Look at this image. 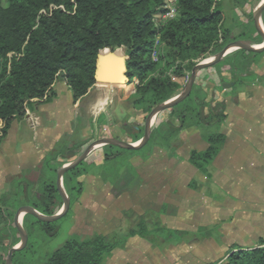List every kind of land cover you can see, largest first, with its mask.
<instances>
[{
	"label": "trees",
	"instance_id": "obj_1",
	"mask_svg": "<svg viewBox=\"0 0 264 264\" xmlns=\"http://www.w3.org/2000/svg\"><path fill=\"white\" fill-rule=\"evenodd\" d=\"M238 1H233L235 8L247 2ZM161 5L162 0H6L3 6L0 0V142L14 121H23L34 107L53 98V87L58 80L68 87L73 103L85 96L96 83L99 53L123 49L127 56V85L137 82L133 94L125 101L126 108L133 112L125 137L128 143H136L143 136L147 115L180 93V80L196 64L216 55L232 41L259 43L255 28L232 35L238 21L232 18L230 10L223 12L224 0H177V17L156 32L152 18ZM261 17L264 23V11ZM247 18L253 22L252 14ZM156 37L163 44L159 62L151 57ZM262 53L239 49L211 67L215 80L204 76L201 84L195 81L189 96L166 110L167 117L151 130L145 146L172 151L181 131L225 124L223 101L217 100L211 107L204 90L221 91L227 71L234 73L242 69L250 74L251 66L260 61L255 60L256 56ZM233 56L238 58L237 64L232 61ZM136 114L141 115V121H137ZM199 135L206 146L202 150L191 149L187 162L208 177V167L218 156L226 136L222 131ZM137 151L105 145L101 147L100 161L91 155L67 171L62 177V186L70 205L83 194V177L94 174L95 169H101L122 152ZM62 155L65 156L63 151L46 155L38 166L36 181L22 176L11 179L7 189L0 193V264H5L10 249L20 242L14 225L19 207L30 206L43 216H53L61 209L56 172L68 162ZM97 175L99 181L109 183ZM22 227L27 244L13 253L12 264H36L30 241L37 231L54 238L55 222L42 223L25 214ZM155 231L164 237L160 238L162 241L172 243V237H179L173 242H180L181 233L177 230L157 224ZM149 235L145 221L140 219L136 229H128L121 239L113 240L101 232L84 240L71 238L50 253L43 264H106L114 250L128 238L139 237L151 242ZM215 264H264V240L260 239L252 248L233 246Z\"/></svg>",
	"mask_w": 264,
	"mask_h": 264
},
{
	"label": "rangeland",
	"instance_id": "obj_2",
	"mask_svg": "<svg viewBox=\"0 0 264 264\" xmlns=\"http://www.w3.org/2000/svg\"><path fill=\"white\" fill-rule=\"evenodd\" d=\"M1 1L2 5L6 6V0ZM231 1L234 0H224L223 12L225 8L227 11L230 10ZM238 7L241 8L242 4ZM260 20L263 23L262 17ZM253 28V22L247 21L246 24L238 22L237 30L234 29L233 34H238L240 31L246 33ZM257 42L259 43L254 45H260L261 38L257 39ZM120 51L124 54L123 49ZM213 57L214 55L202 62L211 60ZM231 59L237 64V57L233 56ZM255 60L264 61V52L256 56ZM237 71L234 73L227 71V77L222 84L228 87V92L222 95V98H225L224 108L233 120L239 113L241 79L250 80L254 76L252 72L249 74L242 69ZM200 73L196 74V82ZM189 76L190 74H187L180 80L182 89ZM100 86L104 87L105 84ZM126 86L106 85L111 92L110 95L101 91L96 102L89 107L90 113L96 116L108 105L104 121L100 120L98 124L93 122L85 126H80L79 120L74 121L73 132L66 135L58 147L48 154L63 151L65 156H62L68 158L65 164H68L81 153H68L72 150L71 148L76 150L79 144L89 137L92 138L91 142L104 138L103 136H112L127 142L125 133L133 120V112L126 108L128 106L125 101L133 94L134 84ZM204 91L207 94L208 103L213 107L218 102L217 98L221 97L219 94L222 89L221 91L215 89ZM192 96H194L193 93ZM60 102H64L63 96ZM167 114V111L157 114L155 125L153 124L151 130L163 121ZM136 119L141 121V115L136 114ZM228 124L227 121L221 126L211 125L198 131L193 130L190 132L191 135L194 134L192 138L181 139L178 136L173 143L172 151L166 152L147 145L135 153L122 152L119 157L110 160L101 169H95L92 172L94 174L83 177L82 181L85 183L83 194L77 202L70 205L68 213L55 222L57 235L49 238L41 231H37L30 241L35 251L36 264H43L50 253L71 238L84 240L96 232H101L113 240L121 239L128 229H136L140 219L145 221L146 232L150 234L151 242L139 237L128 238L120 248L114 250L106 264H215L219 262L230 248L240 244L236 231L234 232L232 228L235 220L228 213L226 214L223 208V201H228L229 197L220 189H209L208 180L188 164L187 157L191 149L205 148L206 144L199 134L221 131L224 133ZM36 129L35 125L33 131L30 130L28 124L23 121L14 123L9 136L1 140L0 179L7 177V174H20V177L24 179L36 181L38 167L32 169L37 160V152H34V148L38 146L34 132ZM101 147H96L89 156L95 155L100 161ZM10 149L13 153L7 156V151ZM23 153L32 155L27 158L22 155ZM96 175L109 183H102ZM4 185L8 186V182ZM7 186L0 187V193L7 189ZM157 224L168 230L179 231L180 242L176 244L173 242L179 237H172V243L162 241L163 236L155 231Z\"/></svg>",
	"mask_w": 264,
	"mask_h": 264
},
{
	"label": "crops",
	"instance_id": "obj_3",
	"mask_svg": "<svg viewBox=\"0 0 264 264\" xmlns=\"http://www.w3.org/2000/svg\"><path fill=\"white\" fill-rule=\"evenodd\" d=\"M261 1L247 0L241 8H235L231 1L230 14L236 21L246 23L247 17L252 14ZM232 35L236 36L237 34L232 32ZM250 71L254 74L250 80L248 78L241 79L239 113L234 120L230 119L229 112L225 111V98H222V95L228 92V87L222 86V91L219 94L221 97L217 99L224 103L223 112L227 115L226 122H229V126L224 132L225 143L216 159L208 167V177L204 176L209 182V189H220L229 197L228 201L222 200L223 208L225 213L235 220L232 228L239 238L238 246L242 248L255 247L260 239L264 240V61L260 60L256 64L254 63ZM214 73L213 68H208L199 75L197 84L202 83L204 76H208L214 81ZM226 73L224 79L227 77ZM125 87L127 86L125 85ZM53 91L54 96L48 103L34 107L23 120L28 124L30 130L33 131L35 125L37 127L34 131L38 143L37 148H34V152H37V160L32 169L38 167L41 159L56 149L66 135L73 132L74 121L79 120L80 126L93 122L98 124L99 120L104 121L108 105L96 116L90 113L89 107L96 102L101 91L109 95L111 93L106 85L101 87L100 83H95L85 96L73 103L71 93L62 80L55 83ZM61 96L64 98L63 103L60 102ZM31 118L35 119L33 127L29 123ZM19 122L21 121H14L10 129L14 123ZM10 129L6 137L9 136ZM193 130L195 129L181 131L179 138H192L194 134L191 135L190 132ZM90 138H86L87 140H83L79 144L78 147H81L79 148L81 150L71 148L72 150L68 153L81 152L92 141L86 143ZM98 138L101 137L98 136ZM82 144L84 145L80 146ZM12 149L7 151V156L13 153ZM32 154L34 153L32 152ZM22 155L27 158L31 156L29 153ZM18 177L20 174H7V177L0 179V187H6L7 185H4L6 182Z\"/></svg>",
	"mask_w": 264,
	"mask_h": 264
},
{
	"label": "water",
	"instance_id": "obj_4",
	"mask_svg": "<svg viewBox=\"0 0 264 264\" xmlns=\"http://www.w3.org/2000/svg\"><path fill=\"white\" fill-rule=\"evenodd\" d=\"M263 11H264V0H262L260 4H258V6L252 12V21L254 23V28L257 31V34L261 38V44L260 45L249 44L248 42L243 40L232 41L228 43L219 53L214 55V57L209 62L204 61L196 64L192 68L187 83L182 89V91L172 99L153 108L151 112L147 115L144 123L143 136L138 142L136 143L123 142L113 137H104L101 139H97L91 142L90 144H88L73 161L61 166L56 172V188L63 203L58 213H56L53 216H43L30 206L19 207L14 216V225L19 233L20 242L19 244H17L16 246L10 249L5 259V264H12L13 253L22 250L27 244V234L24 231L22 224L18 223L19 215L20 214L31 215L32 217H34L35 219H37L42 223H54L60 220L62 217H64L69 211L70 200L63 189L62 177L67 171L75 168L82 161H84L96 147L112 145L128 151L142 149L149 140V136L151 133V121L153 117L183 102L189 96L196 79V74L198 72L207 68H211L215 64L220 62L224 57H226L229 54L228 53L229 49H233V51L241 49L253 53L264 52V33L261 31V29L258 26V20H260ZM257 46L260 47L257 48ZM119 51L120 49H116L114 51L104 50L99 53L97 57V65L95 72L96 83L105 84V85H115V86L127 85L128 79L126 76V66H125L127 56H125L123 53H121V51L120 52Z\"/></svg>",
	"mask_w": 264,
	"mask_h": 264
},
{
	"label": "built area",
	"instance_id": "obj_5",
	"mask_svg": "<svg viewBox=\"0 0 264 264\" xmlns=\"http://www.w3.org/2000/svg\"><path fill=\"white\" fill-rule=\"evenodd\" d=\"M178 15L177 9V0H162V5L158 9L157 13L152 18V24L156 32L159 30L169 21L175 19ZM163 52V44L158 41V38H155L153 50L151 57L153 61L159 62L160 55ZM137 82L134 80L133 84L135 85ZM29 123L31 126L35 125V119H29ZM105 130V129H104Z\"/></svg>",
	"mask_w": 264,
	"mask_h": 264
},
{
	"label": "bare ground",
	"instance_id": "obj_6",
	"mask_svg": "<svg viewBox=\"0 0 264 264\" xmlns=\"http://www.w3.org/2000/svg\"><path fill=\"white\" fill-rule=\"evenodd\" d=\"M258 26H259V28L261 29V31L264 33V24L262 23L261 20H258ZM258 47H260V46H257V48H258ZM232 51H233V49H229V50H228V53H231ZM119 52H120V51H119ZM209 61H210V60H206V62H209ZM155 118H156V116L153 117V119H152V121H151V127L153 126V123H154ZM21 216L23 217L22 214H20L19 217H18V223H19V224H21V219H22Z\"/></svg>",
	"mask_w": 264,
	"mask_h": 264
}]
</instances>
